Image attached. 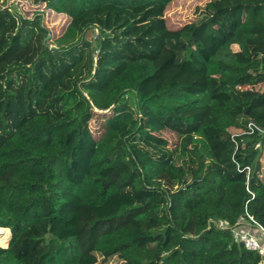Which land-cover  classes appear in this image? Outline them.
Wrapping results in <instances>:
<instances>
[{
	"label": "trees",
	"instance_id": "1",
	"mask_svg": "<svg viewBox=\"0 0 264 264\" xmlns=\"http://www.w3.org/2000/svg\"><path fill=\"white\" fill-rule=\"evenodd\" d=\"M34 2L70 22L0 8V264H262L264 0Z\"/></svg>",
	"mask_w": 264,
	"mask_h": 264
},
{
	"label": "rangeland",
	"instance_id": "2",
	"mask_svg": "<svg viewBox=\"0 0 264 264\" xmlns=\"http://www.w3.org/2000/svg\"><path fill=\"white\" fill-rule=\"evenodd\" d=\"M15 5L25 16L27 17H34L36 13H43L44 14V25L48 27L50 30L51 39H56L61 36L64 31L66 30L69 22L70 17L66 14H58L51 10H48L44 3L42 2H34V0H1L0 1V8L1 7H13ZM99 117H96L90 123L91 130L93 133L98 136L101 134L102 131V122L108 116L109 111H99ZM162 135L172 143H178V135L172 131H164ZM264 160V159H263ZM64 227V224L62 225ZM133 231V230H132ZM11 238V231L8 230L6 232H0V246L7 247ZM258 238L263 242L264 237L259 234ZM5 240H8L6 243ZM107 247H110L113 244L112 240H108L106 242Z\"/></svg>",
	"mask_w": 264,
	"mask_h": 264
},
{
	"label": "built area",
	"instance_id": "3",
	"mask_svg": "<svg viewBox=\"0 0 264 264\" xmlns=\"http://www.w3.org/2000/svg\"><path fill=\"white\" fill-rule=\"evenodd\" d=\"M249 131L254 132L259 127L251 122L248 125ZM260 130V129H259ZM248 219L243 218L235 227L232 228L235 239L243 243L248 249L257 252L262 257V264H264V241L262 242L258 235L264 237V227L257 224L254 217L248 214ZM222 227H228L222 224Z\"/></svg>",
	"mask_w": 264,
	"mask_h": 264
},
{
	"label": "bare ground",
	"instance_id": "4",
	"mask_svg": "<svg viewBox=\"0 0 264 264\" xmlns=\"http://www.w3.org/2000/svg\"><path fill=\"white\" fill-rule=\"evenodd\" d=\"M6 231H8L7 228H2V227H0V232H6Z\"/></svg>",
	"mask_w": 264,
	"mask_h": 264
},
{
	"label": "water",
	"instance_id": "5",
	"mask_svg": "<svg viewBox=\"0 0 264 264\" xmlns=\"http://www.w3.org/2000/svg\"><path fill=\"white\" fill-rule=\"evenodd\" d=\"M51 37L50 35L48 36V38ZM105 112V111H104Z\"/></svg>",
	"mask_w": 264,
	"mask_h": 264
}]
</instances>
